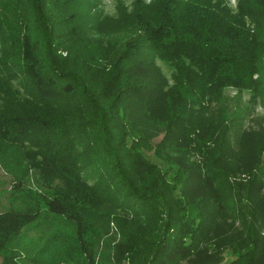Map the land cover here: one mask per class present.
Listing matches in <instances>:
<instances>
[{
	"label": "trees",
	"instance_id": "1",
	"mask_svg": "<svg viewBox=\"0 0 264 264\" xmlns=\"http://www.w3.org/2000/svg\"><path fill=\"white\" fill-rule=\"evenodd\" d=\"M98 8L0 6V72L27 92L0 78V163L54 225L36 250L22 240L38 214L1 212L0 264H264V131L244 127L249 107L211 115L227 89L264 107V0H239L252 29L220 0H135L118 20ZM15 151L26 163L6 165Z\"/></svg>",
	"mask_w": 264,
	"mask_h": 264
},
{
	"label": "rangeland",
	"instance_id": "2",
	"mask_svg": "<svg viewBox=\"0 0 264 264\" xmlns=\"http://www.w3.org/2000/svg\"><path fill=\"white\" fill-rule=\"evenodd\" d=\"M13 0H0V6L2 4L11 3ZM144 4L149 5L153 0H142ZM215 1V0H213ZM226 7L231 10L232 18L238 24V21L242 22V18L251 29L253 28L252 23L247 17H242L241 10L239 9V0H220ZM135 10V0H99V8L97 9V14L103 20L111 19L118 20L121 17L127 18L129 14H131ZM238 19V21H237ZM3 55V46L0 44V56ZM157 65L161 68L164 75L172 84L173 75L175 71L173 67L167 62L157 60ZM0 78L4 79V83L10 82L9 85L13 87L14 97L17 100L26 97V89L24 88V84L20 82V80H15L11 78L8 74L0 72ZM7 80V81H5ZM16 95V96H15ZM249 107L250 117L246 118L244 122V127L247 129H252L254 131H264V107L261 106L260 101L258 104L252 102L251 94L249 92H239L234 89H227L222 97L216 101L212 107L211 115H215L219 119L220 113L226 109L229 113H232L235 109ZM162 136L154 139V142L160 141ZM0 147H2L3 152L7 153L10 149H6V143L1 141L0 139ZM153 162L158 164L160 167L165 169V164L162 161L155 159L151 154H146ZM18 163L22 162V164L26 163V158L18 155L15 151L13 156H9L6 161L7 163ZM0 163V213L5 212L11 209H19L25 212H33L34 214H38L37 220L32 223V228H30L24 234V240L22 243H27L28 246L32 245L33 248L38 250L47 241L52 237V232L54 230V225L52 224V216L43 217L41 213V205L37 202L29 201L24 198L23 194L18 189L17 185H15V176L13 172H10L8 169L10 167H4ZM264 167V161H263ZM264 174V173H263ZM245 176L242 174L236 175L233 179L241 180L244 179ZM30 186L36 187L38 184L37 176L32 174L30 178ZM264 181V175H263ZM27 183V182H26ZM26 184V187H30ZM117 241L116 229L114 226H111L109 231L104 234V236L100 239V242L96 245L95 250V259L101 256V252L104 248H109L111 244H114ZM56 243H54L55 245ZM53 246V245H51ZM54 250L57 252L64 254L65 252L70 250L68 243L61 242L57 243L54 246ZM106 261H104L105 263ZM31 264V263H27ZM225 264V263H223Z\"/></svg>",
	"mask_w": 264,
	"mask_h": 264
}]
</instances>
